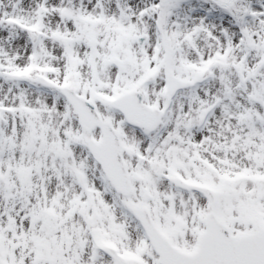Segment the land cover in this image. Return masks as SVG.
I'll use <instances>...</instances> for the list:
<instances>
[{"label":"snow or ice","instance_id":"snow-or-ice-1","mask_svg":"<svg viewBox=\"0 0 264 264\" xmlns=\"http://www.w3.org/2000/svg\"><path fill=\"white\" fill-rule=\"evenodd\" d=\"M0 264H264V0H0Z\"/></svg>","mask_w":264,"mask_h":264}]
</instances>
